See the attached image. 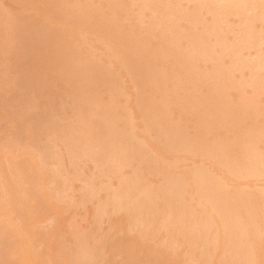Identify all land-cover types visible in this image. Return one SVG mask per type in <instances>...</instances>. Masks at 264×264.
I'll use <instances>...</instances> for the list:
<instances>
[{
    "label": "bare ground",
    "instance_id": "obj_1",
    "mask_svg": "<svg viewBox=\"0 0 264 264\" xmlns=\"http://www.w3.org/2000/svg\"><path fill=\"white\" fill-rule=\"evenodd\" d=\"M65 1L67 0H52V2H54V5L55 3H58L57 5L63 3L65 4ZM74 1L72 0L73 4ZM83 1H86L83 2V5L81 4V2H77L80 3L78 4L80 6L76 7L78 8V10H76L77 12L75 11V14L74 12H72L73 14L70 13L71 15L68 13L70 15L69 19L67 15V19L77 26V30L79 29L86 32L90 31V33L94 32L95 36L96 33L99 34L97 36H101L103 34L105 36L106 34H108L107 31H109V27H114L115 24V27L113 29L117 34H114L113 30L109 31L110 34L113 33V36H119L118 38L120 39L124 37H122V35H125L126 32L123 33L122 31L123 34H121L119 31H121L120 28L122 27L118 28L119 26H121L120 22H122L119 21V12H116L114 14V18L111 15L112 12L109 5L112 6L113 4L112 7H117L118 5V7H121L120 10L126 7V9H128V4L131 0L129 2L126 0H121L123 4L120 0H104L105 3H103L104 1H102V6H104L105 4L107 7L104 8H108V11H104L103 7L100 6V4H98L100 7L97 5L98 0L96 1V4H94L95 2L89 0ZM88 1L91 2V5H95L97 6L96 8H99L96 9L94 6L92 7ZM119 1L123 5V8L122 5H120ZM137 1H134V5ZM154 1L152 2L155 4ZM193 1L192 3L194 4L190 7L186 6L188 3H185V7H188V9H192L190 11L185 10L184 5L180 6L179 3L183 1H179L177 3L180 7L183 8L182 9L177 6V4L175 3L177 1L175 0L174 4L172 2L168 4L165 1L168 4L167 7L169 8L171 4H173L172 6H175L176 4L173 9L171 8L172 10L169 11L168 9V12L164 11L165 9H167L166 7L164 10H161L160 8V11H158V14L156 15L157 10L152 9L156 10L155 13L153 11L155 16L153 15V19L149 18V20H151V23H154L155 25V22L160 25H158V27L160 28V36H156V41L154 43H149V38H153V36L147 34L148 38H146L145 41H143L145 38H142V41L139 42L140 45L138 46L142 47V51H139L140 48H136L137 43H135V45H132L137 37V33H135L137 30H132L131 32L134 31L133 33H135L134 35L132 34L134 37L130 33L127 36L126 41H129L130 43V41L134 39L130 44L132 46H135V48L130 47L129 43V47H125L122 42L121 46H119L120 42H118L117 40V46L114 47L113 50L111 49V56L110 54H108L111 57L109 58L110 61L113 59V57L118 60H114V62L113 60L111 61L114 64L113 65L111 63L113 66L109 64L110 62L108 59V62L107 60H105L108 57H105V59L101 60L100 58H98L100 56L95 57L94 54L91 53V49L89 50V52L93 54L92 56H94L95 58H92L90 56V53H88V49L92 44L87 48L84 47L85 50L87 49V52L85 54V52L82 53V51L80 50V48L82 47V44L80 42L79 43L81 45L79 48V44H77L78 46L76 45V47L74 44H72L75 42L71 41L70 43V41L65 38V34L68 33V35H70L69 31H72L70 30V27L69 31L68 28H66L67 32L65 31L63 33V30H56V27L54 28V25L52 26V24H54L52 23V20L54 21V19H51V21L48 20V22H46L48 18L46 20L44 18V21L42 19L41 21L38 20V16L37 19L35 18L36 14L34 18H31L32 16L29 17L28 13H25V8H21L18 6L17 12H11L8 9L11 7L15 8L14 6L11 5V7H9V4L7 3L8 5L4 4V9L3 5H1L3 1L0 2V110L5 108L7 113L5 112L3 114V112L5 111L4 109L2 110V115H5L9 119H15L16 125L21 129H25L27 133L30 131L32 132H30L31 134L28 133V135L32 136L31 141L34 142L36 140V142L38 141V143L37 145H34L33 143H30L28 141V146H31V144H33V148L30 149L36 153L40 162V167H43L44 170L51 171L52 175L54 174L55 178L57 176L61 178L60 180V178L57 177L59 179L58 183L61 181L63 183V189L67 188L65 190V193H68V189L71 190L70 187H72V185L70 186V184L71 181H73L72 179L74 177V181L77 178V180L81 183H79L80 194L83 196H80L81 199L84 198L86 200L87 198L89 201L92 198H96L97 203L94 206V214H92L97 220L96 223L99 224V220L101 219V217H103L101 219L102 222L105 219L104 216L107 215V213L112 215L109 212L111 209L115 210V213L116 211L118 212V210H124L125 213H121L126 216V222L128 223V225L126 224V227L129 226V230H134V233L136 235H139L140 240L141 238L145 239L148 236H152L155 234L158 236V232H160L159 230L162 229V233H160L159 236L162 237L163 240L165 238V246H167L166 248L168 249V253L166 252L167 258L165 261L163 260L162 263L158 262L155 264H176L177 262H174V257L176 256V254H174L173 251L176 249V246H180L182 244H185L186 248L188 245L187 250L193 245L194 247H198L200 253H202L200 254L199 258L205 261L210 260V255L214 253L213 250H216L215 246L218 242L217 237L219 238V236H217V229L219 228H222L221 231L223 233V236L221 235L222 240L219 239V241L221 240V244L223 243V246H221L220 244L222 248L221 251L219 250L218 252L221 253L224 250L225 253L218 254L219 258L217 259H219L222 264H252L254 263L255 258H258L260 255V251L258 250L259 254L255 257L256 253L254 251V246H257L256 243L260 239L258 237H253V234H255L256 231L257 235L262 233V231L264 233V198H262V193L264 192L260 193V191L257 190V192L259 191V194H257V192L255 193L254 190L255 194H251L250 190L249 192H245L244 190L246 188L245 186H250L248 184L249 180L247 179V177H250V179L252 177L254 179V177L264 175V121H261V119L259 120V118L257 119L256 117L255 119L252 116V113H254L252 112L254 110L252 106H254L256 101L251 105L248 102V100H253L250 99L251 97L249 99L247 98L248 100H246L245 98H243V96L240 97V95V98H237L236 96L235 98L237 99L234 98L235 100H232L233 92H231L230 90L231 88L235 89V87H240L242 89L244 85H250L252 87L256 86L257 88H260L264 85V59L261 57L262 55L259 56L264 52V50L260 51L259 49V46L262 47V44H264V34L262 35V32H264V0L262 2L259 0H223V2L222 0H197V2ZM217 1V5H219L221 10L216 5ZM17 2L18 4H20L22 1L19 2L17 0L16 3ZM126 2H128V4ZM219 2H222L224 4H219ZM256 2H258V4ZM84 3H88L90 5V8L88 7L89 5L87 6V4ZM106 3H108L109 5ZM145 3L147 2H144V4ZM149 3L147 4L149 5ZM189 3L191 4V0ZM161 5L163 4L161 3L159 6ZM221 5L223 6V8L221 7ZM6 6L8 7L6 8ZM70 6L72 7V5ZM130 6L132 7V4H130ZM115 7L112 9L113 11L118 8ZM217 7L218 11L215 12L214 10H216ZM139 8L141 7L139 6ZM224 8L228 11V14H226L228 16L231 15V17H228L226 14L224 15L225 17L223 16ZM135 10L138 11V9ZM13 11L16 10L13 9ZM66 11H68V9ZM140 11L141 13H143L142 10ZM41 12H39L40 15L43 14ZM161 12L164 13L162 14ZM211 12H214L213 17L214 19L216 17L217 20L209 18V20H211L207 21L206 19H204V15ZM218 12L222 13V15L219 14L218 16ZM63 13H65V11ZM216 13L217 15L215 16L214 14ZM116 14L118 15V17H116ZM41 16L43 17L44 15ZM139 16L141 15L139 14ZM91 17H93L94 19ZM112 17L114 19H112ZM117 18H119V22L116 20ZM178 19L185 20L184 23L187 24L184 25V23L181 22L183 26L180 25V21L178 22ZM203 19L204 21L206 20L207 23L209 22V24H203L204 21L201 22ZM198 21L202 24V26H200L201 28L199 27V29L196 28L198 27L196 25ZM49 22H51L52 24H49ZM109 22H112L113 25L111 24L112 26H109ZM60 23L61 22H59L58 24ZM192 23L194 24V27L192 26ZM122 26H124V24ZM148 27L150 28L151 26ZM147 31H149V29ZM147 31H145L144 33H147ZM228 31L231 33L230 35ZM72 32L71 35H76ZM78 32L80 33V31ZM80 34L79 36H81ZM92 34L93 33H91V35ZM76 37L75 40L77 41ZM101 37L103 38V36ZM108 38L109 37H107L106 39L108 40ZM152 40L154 41V39ZM122 41L126 42L124 39ZM142 42L143 44L141 45ZM244 50H246L247 52ZM144 52H146L147 57H149L144 61L143 64L141 63L143 62V60L140 62L141 64H139L138 58L140 59L141 57H143L142 55ZM87 53L89 55H87ZM170 56L172 60L175 58L176 60H173L174 62H172L171 60L172 64L170 63V61H168L169 65H165L166 59ZM258 56L261 58H259ZM103 57L104 56H102V58ZM119 66H123L124 69H118L117 67ZM139 66H141V69H139ZM113 67L116 72L113 70ZM137 68L140 71L142 70L141 74H137V71L134 72L135 70H137ZM244 69L247 70L246 74L249 76H247L243 72ZM235 72H239L240 74L236 73L235 75ZM127 75H129V79L125 77ZM237 75H239V77H237ZM123 77L129 81L128 84L130 83V88H133L137 91L136 95L132 97L134 98L133 102L135 103V106H130L132 108L127 111V117H131L132 119H134V116H139L135 117V119L140 118L139 120L141 125L138 124L140 126L139 129H141L140 132L143 130L147 131L148 134V131H152L154 134H152L151 132V135L149 134V138H152V140H148L149 138L147 137V134L144 138H142L141 136L143 132L139 133L141 134L139 135L140 137L138 135H135L136 132H134V130L138 127V125L134 121L132 122V119L130 118V121L132 122L131 125H133L134 128L133 126L131 127V122H129V119L126 116L125 117L127 119L124 117L121 121L120 117L124 115H121V112V114L119 113L121 116L117 114L121 110L120 108H118V106H120L118 102L120 101V95L122 96L123 92L128 93L127 88H129V86H127L123 90L122 86H126L123 83L127 82H124ZM120 79L121 82L123 81L122 85ZM203 87L207 88V91H205V88L203 90ZM125 89H127V91H125ZM243 90L245 89L243 88ZM253 91L256 92V90ZM244 92L245 91H243L242 94ZM52 93L54 94L53 96L50 95ZM124 94L125 93H123V96ZM55 95L56 97L58 96L59 99L57 98V100L59 102L55 100L57 103L55 102L54 104L53 97ZM125 97L122 99H125ZM132 98L130 101L131 103H133ZM239 99H242V102ZM66 100H68V102ZM63 101L66 102L64 103ZM64 104H68L69 110L66 108L67 106L64 107ZM170 104H176L179 110L187 109L186 111L192 110L194 112L195 118L193 122L195 124L193 130L184 128V126L181 124L183 121L179 122L180 120H178V116L175 120L176 117L174 118L173 114L171 113V110H173L174 107L172 105L173 108L171 109L169 107L171 106ZM261 106L263 105L261 104ZM261 106L255 104L254 107L259 108ZM117 108L120 110H116ZM178 109L177 111H175L178 112ZM261 111L264 110L262 109ZM133 112L134 114H132ZM187 115L189 116V114ZM124 119L128 121L129 125L126 124L127 122H125V124L130 126L131 129H133L134 133L132 132V130L128 129V126L125 128L126 125H124ZM188 120L189 119H187V122ZM9 122H7V125H10L9 127H14V130H17L15 126H12L13 124H8ZM11 123H14V121H12ZM135 124L137 125L136 128ZM190 126H192V124ZM9 127H7V129ZM27 128H29L30 130H28ZM221 128L222 131L224 129V134L227 132L225 136H227L228 132H232L233 135L229 137H225L223 134V136L219 135L221 134V131L218 132V130ZM14 132L16 133V131ZM18 132L22 134V132H20V129ZM25 135H22V137H18L19 134L18 136L17 134H15V136L13 137L10 136L12 138L9 137L8 141H5L6 139H4V141L6 143L12 144L13 146H16L18 148L21 147V149H23V145L26 146L25 142L29 138L28 137L25 140ZM7 136L8 135H6V137ZM2 138L3 137H1L0 139L2 140ZM158 145H160L162 148L164 147L165 150L172 148L169 150H173L175 152H183L184 150L196 152L195 154L193 153V156H196V154L198 153V158H212L214 159L213 161L215 163L219 162V164L216 163L217 165L215 166L213 163H211L212 160L207 159L205 160V162L211 161L210 163H208L210 164V166H207L208 164L206 165L202 163L203 160L200 162L197 159V161L194 162V157L189 158L191 160L186 158L187 160L194 162L193 165L192 163L191 165L187 163L189 166H185V164L182 166L180 164L182 166V169L184 168V166L186 167V169H183V172L181 169H176L178 171L173 169V173L170 170L172 168L168 166L171 163L169 162L168 164L169 160L166 161V159L168 158H165V155L159 151L160 146L158 147ZM21 149H19V151ZM30 149L28 148V150ZM17 150L18 149H16L15 152H18ZM20 152L23 151L21 150ZM170 155L172 156V153ZM6 157H8V155ZM166 157L169 156L167 155ZM1 158H3V156ZM9 158H7L9 165L6 164L7 160H5L6 162L3 160L5 164L1 161L2 159L0 160V206L3 208V210L2 208L0 209V264H12L10 262L12 258H14V256L12 257L11 253V245L13 246V239L15 236L13 237V230L11 231L10 229L14 228L15 223L11 220L13 218L11 216V212L12 214H14V212L16 213L19 209L23 210V212L25 213L24 215L22 211V214L19 212L20 216L17 214L15 215L18 217L22 216V220L28 217L30 218L29 215L31 214L28 213V208H30L28 207V205L31 204V202H28V200L30 199L31 194H28L29 197H27L28 195L25 193L30 192H26L25 189L24 191V186L22 185V181L25 182V180H28V178H26L28 175V169H22L21 171L18 170L20 172L19 176L22 175L24 178L23 180L22 177H20V179H22L21 183L18 182L20 179L18 175L17 179L19 180L15 179L16 175H13V165L12 161H9ZM33 159L34 157L32 158V160H30L33 161ZM23 160H25L26 163L31 162L29 160L27 162L26 158H24ZM88 160L89 163L90 161L92 162L91 166L94 167L96 165V167L98 166L99 168H97L98 170L95 175H108L104 183L97 184L99 182L96 183L92 180L93 177H91L90 173H88L91 168H87V171L84 170V162ZM174 160L176 161L175 157L173 158V161ZM25 162H22V164L24 165ZM34 162H36L35 159ZM172 164L171 166L173 167L174 165ZM3 165H6L5 168ZM23 165L20 167H26L27 164L24 166ZM222 165L225 168H223ZM217 166L220 167H218V170L220 169L219 171L222 172L226 169L225 171L227 173L225 171L224 173H230L228 175L229 177L227 176L229 180L232 179L230 178V176H233L234 183L236 181L234 177L236 176L238 177H236V179L243 180L246 178L248 180V185L244 186L241 181V183L239 184L243 185L236 184L235 190L234 185L232 186L229 184L230 182H228L226 186V181L229 180L227 178V180L224 178V173H220L222 176L219 174V171L215 168ZM208 167H212V169L215 168V170L218 172V176L224 178L225 182L224 179L217 176L215 170L212 171V169L210 170V168ZM3 168L7 169V171H4ZM168 168L170 169L168 170ZM93 172H91V174H94ZM213 172H215V174ZM34 173L33 176L35 177V179H37L35 175L38 176L39 173ZM178 173L180 175L181 173L184 174L180 176ZM24 175H26V177ZM241 176L243 178H241ZM111 177L113 178L111 179ZM152 177H154V179ZM157 177L158 179H155ZM11 178L13 179V182H11ZM113 179L115 181H111ZM189 179H191L192 182L189 181ZM258 180H260V178ZM30 182L31 180L29 179L28 183L26 184H29ZM254 182L255 180L253 181V184ZM229 185L232 186V188L229 187L232 190L228 188ZM33 186L34 185L32 183V187ZM239 186H242L244 188H240ZM254 186L255 185H253L252 187L253 189L259 188H255ZM100 188L103 189V191L101 192H104L105 195L100 194L101 192L99 193ZM194 189L195 192H193L195 193V195L199 194L196 193L197 191L204 196V201H202L201 199L200 200L204 202V205H207V208L208 206L211 207L209 210L202 203H200V205L202 204L205 207L204 210H199L198 208L190 204V202H188L192 200V196H189V194ZM32 190H35V187L34 189H31V191ZM35 192L37 191L35 190L32 193L36 194ZM62 192L57 190L55 194L58 195L61 193L62 195L60 194V196H58L59 198H61L63 195L65 196V194H63L64 192ZM202 195L201 198H203ZM73 201L75 200L73 199L72 202ZM197 202L199 203L200 201L197 200ZM198 203L195 204L197 205ZM197 207H199V204ZM210 210H213L214 214L210 213ZM116 214L117 216H119L118 213ZM210 214L215 217L211 216ZM123 215L122 217H124ZM110 217L111 216L107 218L106 222L104 220V223L101 224H107L108 228L105 226L102 227L100 225L99 229H101V227L103 229H107L97 236L93 235L94 241L92 243L88 245L87 242H85L84 244L83 242L81 243L80 240L85 241V239H82V237L86 232H81L83 236H79L80 233H78L79 235L76 240L80 238V242L73 240L75 243H72V247L74 246V249L77 246L76 251L73 248H69L68 250L71 249L74 251H67L69 255L67 256L70 257L69 261H71V258L74 259V261H71L72 264H108L107 261H109V263L110 261L112 262V260H109V256L111 255L110 250L109 252L107 251L110 255L107 254L109 256H106L108 259L106 260L105 254L107 252H105V247H100L102 246V244H104V246H107V249H114V246H116L118 241H122V239L124 241L125 238L121 236L119 239L116 237V239L114 240L115 235H113L114 229L112 227H115L116 225L111 224L113 225L111 226L109 224L110 221L107 223ZM112 217L111 223H113L112 221L114 219V217L113 219ZM13 219L16 220L15 218ZM19 220L21 223L22 220L20 218ZM25 220H23V222ZM92 222H90L89 224H91ZM25 224L27 223L24 222L23 230H25ZM109 225L111 226V228L109 227ZM99 229H97V231ZM258 229H262V231L259 230L261 232L258 233ZM22 232L24 231H21V233ZM122 232H124V230ZM249 232H253L252 240L248 239V236H250ZM87 233L89 232L87 231ZM219 233L221 232L219 231ZM245 233L248 234L247 237L243 236L245 235ZM263 233L261 236H263ZM4 235L6 237H4ZM89 236L86 237L90 238ZM1 237L5 240L1 239ZM244 237L247 239H245ZM10 239H12L13 241H9ZM3 240H7L5 242L6 244L3 243ZM261 240L263 241V239ZM11 242L12 244H9ZM126 243L123 244L125 245ZM119 244L121 245L120 241ZM208 244L212 245L210 251H207ZM126 245L124 247H127ZM112 246L114 248H111ZM139 247H141V245ZM216 248L218 247L216 246ZM194 249L196 250V248ZM124 250L128 251L125 248ZM190 251L191 248L189 252ZM134 252L135 250H133L132 254L129 253L130 255L128 256L130 257L131 255H136L137 252H135L136 254ZM141 253L142 252L140 251V254H138V259L135 257L126 258L127 256L122 255V260H120L118 264H144L140 262V260L144 257L143 255H141ZM70 255L73 256L71 257ZM214 255L216 257V254H213V256ZM112 256L113 255H111V257ZM191 256H193V254ZM207 256L210 259L207 258ZM16 258L17 257L15 256L14 259L17 260ZM259 258L261 259V257ZM155 260H157V257L155 258ZM194 260L197 261V258H195ZM217 262L221 264L218 260ZM114 263L116 264V262ZM148 263L152 264L153 262L151 263L149 261Z\"/></svg>",
    "mask_w": 264,
    "mask_h": 264
},
{
    "label": "rangeland",
    "instance_id": "obj_2",
    "mask_svg": "<svg viewBox=\"0 0 264 264\" xmlns=\"http://www.w3.org/2000/svg\"><path fill=\"white\" fill-rule=\"evenodd\" d=\"M3 1V2H2ZM0 0V2H2V4L1 5H3V7L5 6L4 4H7L9 7H11V5L12 6H14L15 8H13V7H11V8H9L8 10H10L11 12H17V8L18 7H21V8H25V13L27 14L28 13V15H29V17H31V18H34V16H35V14H36V16H35V18L37 19V16H38V20H43L44 18H45V20H46V22H48V20L49 21H51V19H54V21L52 20V23H54V24H52L51 22H49V24H52V26L55 28L56 27V30L57 29H59V30H63V33L66 31L67 32V30H66V28H68V31H69V29L70 30H72L71 32L73 33V34H76V35H71V32L69 31V34L72 36H70V35H68V33L67 34H65L66 36H65V38L67 39V40H69L70 41V43H71V41H73V42H75V43H72V44H74L75 46L77 45V44H79V46H78V48L80 47V45L82 46L81 48H80V50L82 51V53L83 52H85V54H86V52H87V49L85 50V48L84 47H89V45H91L90 46V48L88 49V53H90L89 52V50L91 49V53H93L94 54V56L95 57H97V56H100V57H98V58H100L101 60L102 59H105V57H108V58H106L105 60H109V58H111L110 56H111V54H112V50L114 49V47H116L117 46V40H118V42H120V44H119V46H121V42L125 45V47H127L130 43H131V41L133 42V40L134 39H132L131 41H130V43H129V41H126V39H127V36L131 33V35L133 34H135V33H137L136 34V36L138 37V36H140V37H136V39L134 40V43H132V45H135V43H137L136 45H137V47L136 48H140V50L139 51H142L141 50V48L142 47H140V46H138V45H140L139 44V42L140 41H142V38L144 39L143 41H145L146 40V38H148V35H152L153 36V38L151 37V38H149L148 40H149V43H154L156 40V36H160V33H159V31H160V28L158 27V25L159 24H157V22H155V21H153V22H155L156 23V25L154 24V23H151L152 21L151 20H149V18H151V19H153V15H154V13L156 12V10H157V12H156V15L158 14V11H160V8H161V10H164L165 9V7L167 8V9H165L164 11H166V12H168V9H169V11L170 10H172L175 6H176V4L179 2V1H183V2H180L179 4H180V6L181 5H184V7H185V3H188L186 6H188V7H190L191 5H193L194 3H192V1L193 0H191V4L189 3L190 2V0H187V2H186V0H175V1H177V2H175L176 4H175V6H172L173 4H174V0H139V1H137V0H134V1H137V2H139V3H135V5H134V1L133 0H126V1H130V3L128 4V2H126L128 5V9H126V8H124V9H122V10H120V8L121 7H118V5L117 4H115V5H117V7L119 8H117V7H115V8H117L116 10H118V11H113L112 9L114 8V7H112L113 6V4H112V6L111 5H109L108 3H106V4H108L111 8H110V10H111V12H112V16L115 18V13L117 12H119L118 13V15H119V17H120V20H119V18H117L116 20L118 21H122V22H120V25L121 26H119L118 28H120V27H122V28H120L121 29V31H119L121 34H123V33H125V35L123 34L122 35V39H120V38H118V37H116V36H113L114 34H117V33H115L114 32V27H115V24H114V27L112 26L113 24H112V22H109L110 23V25L109 26H112V27H109V31H112L113 30V32H114V34L113 33H111L110 34V32L109 31H107L108 32V34H106L105 36H104V34L103 35H101V36H103V38L101 37V36H97V35H99L98 33H96V36H95V34H94V32H91V33H93L92 35H91V33H90V31H81V30H77V26L75 25V24H73V22L71 23V21L70 20H68L69 19V17H70V13H72V12H74V14L77 12L76 10H78V8H76V7H79L80 5H78V4H80V3H77V2H81V4L83 5V2H86V1H81V0H76V1H74V4H76V5H74L73 4V2H72V0H67V1H65V4L63 3V4H60V5H57L58 3H55V5H54V2H52V0H46L47 2H48V4H50V5H48L47 4V2L45 1V0H18L19 2H21L22 3V5L24 6H22L21 5V3L20 4H18V2L16 3V1L15 0ZM5 1H7V2H5ZM15 3H13V2ZM34 1V2H33ZM58 1V0H57ZM89 1H93V2H95L94 4H96V1L97 0H89ZM88 1V2H89ZM102 1H104V0H98L97 1V5L98 4H100V6H102L103 5V3H105V1L102 3ZM107 1V0H106ZM121 1V0H120ZM120 1H119V3H120ZM125 1V0H124ZM141 1V2H140ZM147 2V3H149V5L147 4V3H145L144 4V2ZM152 1H154L155 2V4L152 2ZM168 3V4H170L171 2L173 3V4H171V6H170V8L169 7H167L168 6V4L166 3V2ZM189 1V2H188ZM219 1H221V0H219ZM255 1H257V0H255ZM259 1H263V0H259ZM25 2V3H24ZM26 2H27V4H26ZM109 2V1H108ZM122 2V1H121ZM133 2V3H132ZM163 4V5H161V6H159L160 4ZM193 2H197V0H194ZM222 2H223V0H222ZM222 2H219V4L221 3V4H224V3H222ZM24 3V4H23ZM72 5V7L69 5ZM102 3V4H101ZM257 4H258V2H256ZM260 3V2H259ZM14 4V5H13ZM18 4V5H17ZM26 4V5H25ZM30 4V5H29ZM34 4H36V5H34ZM84 4H87V6L90 4L91 5V2H89V4L88 3H84ZM122 4H123V2H122ZM121 3H120V5H122ZM130 4H132V7L130 6ZM144 4V5H143ZM153 4V5H152ZM218 4V1L216 2V5ZM29 5V6H28ZM65 5V6H64ZM74 5V6H73ZM78 5V6H77ZM90 5L88 6L89 8H90ZM119 5V6H120ZM137 5V6H136ZM146 5V6H145ZM166 5V6H165ZM8 6H6V8L8 7ZM18 6V7H17ZM28 6V7H27ZM32 6V7H31ZM47 6H48V8H47ZM66 6H67V8H66ZM86 6V7H87ZM92 7L94 6L95 8L97 7V6H95V5H91ZM99 6V5H98ZM99 6V7H100ZM139 6L141 7V8H139ZM143 6V7H142ZM177 6H179L178 4H177ZM179 6V7H180ZM218 7H219V5H217ZM42 7V8H41ZM44 7H45V9H44ZM64 7V8H63ZM71 7V8H70ZM73 7H75V8H73ZM87 7V8H88ZM98 7V8H99ZM103 7V10L104 11H108V8H104V7H107L105 4H104V6H102ZM146 7H147V9H146ZM162 7H164V8H162ZM188 7H185L184 9L185 10H187V11H190V10H192V9H188ZM194 7V6H193ZM218 7L216 8V10H214L215 12L216 11H218ZM221 7L223 8V6L221 5ZM15 9L16 11H13V9ZM41 8V9H40ZM98 8H96V9H98ZM122 8H123V5H122ZM158 8V9H157ZM172 8V9H171ZM180 8H182V7H180ZM192 8V7H191ZM4 9H5V7H4ZM32 10V12H31V10ZM46 9H49V10H46ZM51 9H53V10H51ZM56 9H58V10H56ZM68 9V11H66ZM100 9H102V8H100ZM135 9H138V11L137 10H135ZM146 9V10H145ZM149 9V10H148ZM152 9H156V10H152ZM183 9V8H182ZM219 9H220V7H219ZM7 10V9H6ZM18 10H20V9H18ZM56 10V11H55ZM128 10V11H127ZM140 10H142L143 11V13H141V11ZM175 10V9H174ZM173 10V11H174ZM203 10V9H202ZM202 10H200V11H202ZM221 10V9H220ZM223 10V9H222ZM36 13H35V12ZM42 11V12H41ZM49 11V12H48ZM65 11V13H63ZM76 11V12H75ZM132 11H135V12H132ZM152 13H150V12ZM153 11H154V13H153ZM39 12H41V13H43V14H41V15H44L43 17L40 15V13ZM145 12V13H144ZM220 12H223V11H220ZM228 11L227 10H225V8H224V14H223V16L227 13ZM45 13V14H44ZM56 13V14H55ZM59 14V16H61V17H59L58 16V14ZM70 15H69V14ZM162 13V12H161ZM164 13V12H163ZM162 13V14H163ZM214 13V12H213ZM213 13L211 12V13H208V14H206V15H204V19H206L207 21H210L212 18L214 19V17H213ZM229 13H230V11H229ZM31 14V15H30ZM33 14V15H32ZM38 14V15H37ZM49 16H47V15ZM55 14V15H54ZM73 14V13H72ZM130 14V15H129ZM137 14V15H136ZM139 14L141 15V16H139ZM143 14H144V16H143ZM151 14V15H150ZM219 14L220 15H222V13H219L218 12V16H219ZM228 14V13H227ZM226 14V15H227ZM264 14V13H263ZM51 15V16H50ZM54 17H53V16ZM67 15H68V19H67ZM117 15V14H116ZM118 15L116 16V17H118ZM149 15V16H148ZM215 16L217 15V13L216 14H214ZM131 16V17H130ZM139 16V17H138ZM155 16V15H154ZM228 16V15H227ZM230 17H231V15H229ZM228 16V17H229ZM39 17H42V18H39ZM52 17V18H51ZM112 17V19H114ZM138 17V18H137ZM141 17V18H140ZM221 17V16H220ZM225 17V16H224ZM60 18V19H59ZM91 18H93V17H91ZM136 18V19H135ZM208 18V19H207ZM209 18H211L210 20H209ZM238 18H241V17H238ZM67 19V20H66ZM94 19V18H93ZM92 19V20H93ZM132 19V20H131ZM137 19H139V20H137ZM148 19V20H147ZM185 19V18H184ZM204 19L201 21V22H203L204 21ZM41 20V21H42ZM60 20V21H59ZM183 20V19H182ZM179 20L178 19V22L180 23V25H182L183 26V24H181V22H185V20ZM204 21L203 22V24H209V22L207 23V21ZM214 20H217V18L215 17V19ZM213 20V21H214ZM44 21V20H43ZM90 21V20H89ZM118 21V22H119ZM133 21V22H132ZM135 21V22H134ZM139 21V22H138ZM59 22H61L62 24H64V25H62L61 23L60 24H58ZM66 22H68V23H66ZM126 22V23H125ZM132 22V23H131ZM263 22V21H262ZM124 24V26H122L123 24ZM135 25H134V24ZM145 23V24H144ZM199 23V24H198ZM198 23H196V25L198 26V27H196L197 29H199V27L200 26H202V24L198 21ZM58 24V25H57ZM112 24V25H111ZM128 24H129V26H128ZM131 24H133V25H131ZM187 24V23H186ZM185 23H184V25H186ZM193 24V23H192ZM211 24V23H210ZM263 24H264V22H263ZM69 25V26H68ZM127 25V26H126ZM144 25V26H143ZM147 27H146V26ZM155 25V26H154ZM57 26H58V28H57ZM76 26V27H75ZM137 26V27H136ZM148 26H151L150 28L148 27ZM152 26H153V28H152ZM160 26V25H159ZM193 27H194V24L192 25ZM52 27V28H53ZM70 27V28H69ZM128 27V28H127ZM130 27V28H129ZM131 27H135L134 29L133 28H131ZM143 27V28H142ZM193 27H192V29H193ZM65 28V29H64ZM76 28V29H75ZM118 28H115V29H118ZM124 28V29H123ZM139 28V29H138ZM149 29V31H147L148 29ZM157 28V29H156ZM183 28V27H182ZM196 28H194V29H196ZM201 28V27H200ZM125 29H126V31H125ZM137 31H136V30ZM146 29V30H145ZM132 30H134V31H136L135 33H133V32H131ZM139 30V31H138ZM151 30V31H150ZM156 30V31H155ZM78 31H80V33H83V34H80ZM122 31H123V33H122ZM145 31H147V33H144ZM230 31V30H229ZM228 31V32H229ZM60 32H62V31H60ZM75 32V33H74ZM77 32V33H76ZM85 32V33H84ZM139 32V33H138ZM152 32V33H151ZM231 32V31H230ZM229 32V35L231 34ZM159 33V34H158ZM79 34L81 35V36H79ZM146 36H145V35ZM148 34V35H147ZM157 34V35H156ZM264 34V32H262V35ZM67 35H68V37H67ZM114 37H112V36ZM132 35V36H133ZM141 35H142V37H141ZM145 37H144V36ZM76 37V39H77V41H78V43H77V41L75 40V37ZM111 36V37H110ZM149 36V37H150ZM84 37V38H83ZM98 37V38H97ZM107 37H109L108 38V40L106 39ZM134 37V36H133ZM263 37H264V35H263ZM73 38V39H72ZM117 38V39H116ZM83 39V40H82ZM85 39V40H84ZM119 39H120V41H119ZM125 40L126 42H124V41H122V40ZM152 39H154V41L152 40ZM89 40V41H88ZM92 42H91V41ZM128 40H130V39H128ZM184 40V39H183ZM182 40V41H183ZM84 41V42H83ZM85 41H86V44H85ZM95 41V42H94ZM98 41V42H97ZM136 41H138V42H136ZM81 44H80V43ZM97 42V43H96ZM108 42V43H107ZM89 43V44H88ZM94 43V44H93ZM112 45H111V44ZM113 43H114V45H113ZM115 43H116V45H115ZM129 43V44H128ZM88 44V45H87ZM97 44V45H96ZM101 44H104V45H101ZM109 44V45H108ZM143 44V42L141 43V45ZM84 45V46H83ZM87 45V46H86ZM106 45V46H105ZM131 44L129 45L130 47H132V48H135V46H132ZM76 46V47H77ZM103 46V47H102ZM128 46V47H129ZM101 47V48H100ZM106 48H108V49H106ZM138 48V49H139ZM263 48V49H262ZM83 49V50H82ZM96 49H97V51H96ZM99 49V50H98ZM112 49V50H111ZM259 49H260V51H262V50H264V44H262V47L261 46H259ZM111 50V51H110ZM137 50V49H136ZM254 50V49H253ZM100 51V52H99ZM138 51V50H137ZM138 51V52H139ZM244 51H246V50H244ZM248 51H250V50H248ZM98 52V53H97ZM106 52H109V53H106ZM247 52V51H246ZM253 52V51H252ZM87 53V55H89ZM90 53V56L92 57V58H95L94 56H92L93 54H91ZM102 53V54H101ZM111 53V54H110ZM142 53V52H141ZM140 53V54H141ZM250 53V52H249ZM261 53V52H260ZM100 54V55H99ZM108 55V54H110V56L108 55V56H106V55ZM146 56H145V55ZM259 54V53H258ZM262 55V56H261ZM263 55H264V52L263 53H261L259 56H261L263 59H264V57H263ZM1 56V55H0ZM102 56H104L103 58H102ZM141 56V55H140ZM139 56V57H140ZM143 57H141L140 59L138 58V61H139V64H143L144 63V61L149 57H147V53L146 52H144L143 53V55H142ZM258 56V57H259ZM146 57V58H145ZM172 57H174V56H172ZM261 57H259V58H261ZM0 60H1V57H0ZM98 60V59H97ZM105 60H103V61H105ZM108 60H107V62H108ZM113 62H114V60L116 61L117 59L116 58H114L113 57ZM111 60V61H112ZM143 60V62H141ZM171 60H172V58H171V56L170 57H168L167 59H166V64L165 63H162V64H165V65H169L168 63V61H170V63H171ZM174 61L176 60V58L175 59H173ZM172 60V62H174ZM110 60H109V64L110 65H112L113 64V62H111ZM118 61V60H117ZM1 62V61H0ZM141 62V63H140ZM112 63V64H111ZM172 64V63H171ZM114 65V64H113ZM112 65V66H113ZM117 65V64H116ZM115 65V66H116ZM204 65V64H203ZM120 67V68H119ZM119 67H117L118 69H124V67L122 66H119ZM140 68L139 69H141V66H139ZM116 68V69H117ZM138 68H137V70H135L134 72H136L137 74H141V71L139 70ZM113 70H114V67H113ZM121 70V71H122ZM115 71V70H114ZM140 71V72H139ZM246 71L247 70H245L244 69V73L246 74ZM262 71V70H261ZM264 71V70H263ZM116 72V71H115ZM120 72V71H119ZM240 72H242V71H240ZM260 72V71H259ZM118 73V72H117ZM236 73L238 74L239 72H235L234 74L236 75ZM248 73V72H247ZM263 73V72H262ZM240 74V73H239ZM249 74V73H248ZM247 75V74H246ZM247 76H249V75H247ZM126 78H128L129 79V75H127V76H125ZM237 77H239V75H237ZM236 77V78H237ZM124 78V77H123ZM235 78V79H236ZM246 78V77H245ZM123 80V79H122ZM127 81V82H126ZM236 81V80H235ZM239 81V80H238ZM237 81V82H238ZM120 82H121V79H120ZM124 82H126V83H123V81L121 82V85H122V83L123 84H125L126 86H122L123 87V90H124V88L125 87H127V86H129V84H128V80L127 79H125L124 78ZM1 83V82H0ZM249 87H251V88H249ZM254 87V86H253ZM252 86H250V85H248V86H243L242 87V89L240 88V87H235V89L237 90H235V89H232L231 88V92H233L234 93V97H233V93H232V100L237 96V98H240V97H242L243 96V98H245L246 100H248L250 97V99H255L254 101L253 100H248V102H249V104H253L255 101V104H257L258 106H261V104L263 105V106H261V107H259L260 108V110H259V108L257 107H254L255 106V104H254V106H252L253 108H254V110L252 111V112H254V113H252V116L255 118H259V120L261 119V121H264V111H261L262 109L264 110V85L262 86V87H260V88H257L256 86L253 88ZM55 88V87H54ZM204 88L205 87H203V90H204ZM239 88V89H238ZM243 88L245 89V90H243ZM249 88V89H248ZM127 89H128V91H127ZM127 89H125V91H127L128 93H126V92H123V93H125L124 94V96H123V93H122V96L120 95V98H119V100L120 101H118L119 102V104H120V106H118V108H120V109H116V110H120L118 113H117V111H116V113L117 114H119L120 112L122 113H120L121 115H124V116H121L120 114H119V116H121L120 118V120L122 121V118H124L125 116L127 117L128 116V113H127V111H129L130 110V108H132V107H130V106H133L135 103L133 102V99L134 98H132V97H134L135 95H136V90H134L133 88L131 89L130 88V86H129V88H127ZM253 90H256V92L255 91H253ZM53 91H54V89H53ZM202 91V90H201ZM205 91H207V88H205ZM204 91V92H205ZM243 91H245L243 94H242V92ZM251 92V93H250ZM132 95H131V94ZM241 93V94H240ZM246 93H247V95H246ZM260 95H259V94ZM262 93V94H261ZM237 94V95H236ZM249 94V95H248ZM255 94V95H254ZM51 96H53L54 94L52 93V94H50ZM239 95H240V97H239ZM246 95V96H245ZM261 95H263V96H261ZM126 96V97H125ZM255 96H256V98H255ZM125 97V99H122V98H124ZM56 98V99H55ZM57 98H58V96L56 97V95L53 97V101H54V104H55V102L57 101V102H59L58 100H57ZM131 98H132V102L133 103H131L130 101H131ZM237 98H235V99H237ZM242 98V99H243ZM248 98V99H247ZM59 99V98H58ZM234 99V100H235ZM241 99V100H242ZM56 100V101H55ZM121 100H123V101H121ZM129 100V101H128ZM240 100V99H239ZM238 100V101H239ZM240 100V101H241ZM259 100V101H258ZM67 102H68V100H66ZM65 101V102H66ZM261 101V102H260ZM56 102V103H57ZM64 102V101H63ZM63 102H62V104H63ZM64 102V103H65ZM124 102H126V103H124ZM130 102V103H129ZM242 102V101H241ZM251 102V103H250ZM258 102V103H257ZM261 103V104H260ZM61 104V105H62ZM126 104V105H125ZM174 104V103H173ZM173 104H170L171 106H169L171 109L173 108V110H171V113L173 114V117L175 118V120L177 119V116L179 117V119L178 120H180L179 122H182L181 124L184 126V128H188V129H191V130H193V128H194V118H195V115H194V112L192 111V110H188V111H186V110H179L178 108H177V106H176V104L175 105H173ZM172 105H173V107H172ZM67 106V107H66ZM127 107V108H124V107ZM135 106V105H134ZM176 106V107H175ZM64 107H66L67 109H68V104H64ZM135 108V107H134ZM133 108V109H134ZM256 108V109H255ZM5 108H3V109H1L0 111H1V114H0V138L1 137H3L2 138V140L0 139V160L5 164V160H7V158H9V161H12V165H13V169H12V171H13V175H16L15 177V179H17V175H18V177H19V179H20V177H22V179L24 180V178H23V176L22 175H20L19 176V174H20V172L19 171H21L22 169H28V175H27V177H26V175H24L26 178H28V180L30 179L31 180V182L29 183V184H26V183H28V180H25V182L24 181H22L23 183H22V185L24 186V188H23V190L25 189L26 190V192L27 191H29L30 193H25V194H31V196H30V199L28 200V202H31V204H29L28 205V207H30V208H28L29 209V212L28 213H31L29 216H30V218L28 217V218H25V219H23V220H25L24 222H26L27 224H25L24 226H25V230H23L24 229V227H23V224H24V222H23V220H22V216L21 217H18V216H15L16 214L17 215H19L20 216V213H21V211H22V213H23V215L25 214L24 212H23V210H17V212L19 213H15L14 212V214H12V212H11V216L13 217V218H15L16 220H14L13 218L11 219L12 221H14V223H15V226H14V228H12V229H10L11 231H12V234H14L13 235V237H14V242H13V246L11 245V250H12V257L14 256V258H15V256L17 257L16 259L17 260H15L14 258H12V260H11V262L10 263H12L13 264V262H14V264H70L71 263V261H74V259H70L71 261H69V258L70 257H68L69 255H68V252L71 250H68L69 248H73L72 247V243L74 242L73 240H75V241H78V242H80L81 241V243L83 242V244L85 243V242H87V245L88 244H90V243H92L93 241H94V237H93V235L95 236H97V235H99L100 233H103V231L104 230H106L108 227H107V224L105 225V224H103V225H101L102 223H104L103 221L105 220V222H106V220H107V218L109 217V216H113L114 217V219H113V217H112V219H113V223H111V217L109 218V220L107 221V223L109 222V224L111 225V224H113V225H116L115 227H112L113 229H114V231H113V235H115V238H114V240L116 239V237L119 239L121 236L123 237V238H125V240L123 241V239H122V241H123V243H126L125 245L128 247V249H127V247H124L125 245L122 243V241L121 240H119L120 242H121V245L119 244V241H118V243L117 244H119V245H117L116 244V246H114L115 248H116V250H115V248L112 246L111 248H114V249H107V246H104V244H102V246L100 247V248H104L105 247V252H109V250H110V254L111 255H113L112 257H111V255L107 252L106 254H105V257L106 256H109L108 258H109V260H112V262L110 261V263H109V261H107L108 262V264H115L114 262H116V264H118L119 263V261L120 260H122V255H124V256H127L126 258H132V257H135V258H137L138 259V257H139V255L138 254H140V251L142 252L141 253V255H143L144 257H145V255H146V257H145V259H144V257H143V259H141V256H140V259L142 260H140V262H142V263H144V264H150V263H148L149 261L152 263V264H155V263H162V261L164 260H166V252L168 251V249L166 248L167 246H165V238H164V240H163V238L162 237H160L159 236V234L160 233H162V229L161 230H159L160 232H158V236L155 234V235H152V236H148L147 238H141V240L143 241H141L139 238V235L137 234H135L134 232V230H129L128 229V227L129 226H127L126 227V224L128 225V223L126 222V216L125 215H123L122 213L124 212V210H118V212L116 211V213H118V215L119 216H117V214L115 213V210H110L109 212L112 214V215H110L109 213H107V215H108V217H107V215H103L104 217H105V219L101 222V219L103 218V217H101V219L99 220V224L98 223H96L97 222V220H96V218H95V216H93L92 214H94L93 213V210L95 209L94 208V206H95V204L97 203V200H96V198L94 199V198H92L91 200H89L88 201V199L86 198V200L83 198V199H81V197L80 196H82L81 194H80V181H78L77 180V178L75 179V181H74V177H73V181H71V184H70V186L72 185V187H70V189L71 190H69L68 189V193H65V190L67 189H63V183L60 181L59 183H58V181H59V179L57 178V177H59V176H57L56 178L54 177V174L52 175V172L51 171H49V170H44L43 169V167H40V165H39V160H38V157H37V155H36V153L33 151V150H31L30 148H33V144L34 145H37V143H38V141L36 142V140L34 141V142H32L31 141V139H32V136L31 135H28V133H30V132H28L27 133V131H25V129H21L20 127H18L17 125H16V120L15 119H9V118H7L5 115H2V110H4ZM123 109H124V111H123ZM177 109H178V112H176L177 111ZM69 110V109H68ZM176 110V111H175ZM174 111V112H173ZM182 113H181V112ZM184 111V112H183ZM260 111V112H259ZM7 113V111H6V109H5V111L3 112V114L4 113ZM137 112V111H136ZM176 112V113H175ZM174 113H175V115H174ZM178 113V114H177ZM181 113V114H180ZM184 113V114H183ZM132 114H134V112L132 113ZM187 114H189V116L187 115ZM257 114H259V115H257ZM180 115H181V117H180ZM182 116H184V117H182ZM191 116V117H190ZM194 116V117H193ZM2 117V118H1ZM9 117V116H8ZM125 117V118H126ZM135 117H139V116H134L133 118L134 119H132L131 117H127L128 119H129V122H131L130 121V118L132 119V122L134 121L137 125L138 124H140V118H136L135 119ZM186 117H188V118H186ZM126 118V119H127ZM184 118H185V120H184ZM255 118V119H256ZM126 119H124L123 121H124V125H126V124H128V121H126ZM187 119H189L188 120V122H187ZM9 122L8 124H13L12 126H15L16 127V129L17 130H14L15 128L14 127H12L13 128V130H12V128L11 127H9L10 125H7V122ZM12 121H14V123H11ZM120 121V122H121ZM191 121V122H190ZM195 121H196V119H195ZM248 121V120H247ZM255 121V120H254ZM257 121V120H256ZM4 122V123H3ZM125 122H127L126 124H125ZM132 122L130 123V125L132 124ZM139 122V123H138ZM185 122V123H184ZM187 122V123H186ZM142 123V122H141ZM5 124V125H4ZM121 124V123H120ZM135 124V125H136ZM187 124V125H186ZM192 124V126H190ZM122 125H123V122H122ZM121 125V126H122ZM129 125V124H128ZM128 125H126L125 126V128L128 126ZM137 125L135 126V128L137 127ZM141 125V124H140ZM189 125V126H188ZM6 126V127H5ZM133 125H131V127H132ZM188 126V127H187ZM7 127H9L8 129H7ZM129 128L128 129H130V130H132V132H133V129H131V127L130 126H128ZM139 125H138V127L134 130V132H136L135 133V135H141V134H139V133H142L143 132V134H142V138H144L145 136H146V134H147V131H141L140 132V130L141 129H139ZM133 128H134V126H133ZM2 129H4V130H2ZM19 129H20V132H22V134L21 133H19L18 131H19ZM28 130H30L29 128H27ZM26 129V130H27ZM138 129V130H137ZM14 131H16V133L14 132ZM221 131V134H219V135H221V136H225V134L227 133L226 131V133L224 134L223 133V131H224V129H223V131H222V128L221 129H219L218 130V132H220ZM5 132V133H4ZM133 132V133H134ZM145 132V133H144ZM152 134H154L152 131H148V134H147V137L149 138V136L151 135V133ZM12 133V134H11ZM13 133H15V134H17V136H18V134H19V136L18 137H22V135H25V134H27V135H25V140H26V142H25V145L26 146H24L23 145V149H21V147H16V146H13L12 144H9V143H6L5 141H8L9 139V137L10 136H15V134H13ZM32 133V132H31ZM30 133V134H31ZM4 134V135H3ZM150 134V135H149ZM211 134V133H210ZM223 134V135H222ZM229 134V135H228ZM228 134H227V136H225V137H229V136H232L233 134H232V132L231 133H229L228 132ZM1 135H3V136H1ZM6 135H8L7 137H6ZM137 136V137H138ZM12 137H10V138H12ZM31 137V138H30ZM140 137V136H139ZM138 137V138H139ZM224 138V137H223ZM262 138V137H261ZM4 139H6L5 141H4ZM141 139V138H140ZM229 139V138H228ZM148 140H152V138L150 139H148ZM154 140V139H153ZM30 143H33V144H31V146H28V144H29V142ZM28 142V143H27ZM27 143V144H26ZM154 143V142H153ZM156 143V142H155ZM3 146V147H2ZM160 145H158V147H159ZM16 147V148H15ZM28 148L30 149V150H28ZM168 148V147H167ZM16 149H18L17 151L18 152H15V150ZM19 149H21L23 152H20L19 151ZM169 149H172V148H169ZM165 150L164 149V147L162 148L161 146H160V148H159V151L161 152V153H163L164 155H165V158H168V159H166V161L167 160H169L168 161V164H169V162L172 164V162H173V164L172 165H174L173 167L171 166V164H169L168 166L169 167H171L172 169H170V168H168V170L170 169L171 170V172H173L174 173V170L173 169H178V170H182V172H183V169L185 170L186 169V165H191V163H192V165H193V163L195 162V161H197V159L201 162L202 160V163L203 164H208V163H210L211 161H209V162H205V160H209L210 158H206V159H204V157L201 159V157L200 158H198V155L196 154V156H193V153L195 154L196 152H190L189 150V153H188V151H186V150H184V149H181V150H184L183 152L181 151V152H179V151H171V150ZM25 150V151H24ZM6 151V152H5ZM175 152V153H174ZM187 152V153H186ZM6 155H5V154ZM167 153H169V154H167ZM172 153V156L170 155ZM176 155H174V154ZM184 153V154H183ZM186 153V154H185ZM28 154V155H27ZM184 155V157H183V155ZM187 154H188V156H187ZM191 154V155H190ZM8 155V157H6ZM26 155V156H25ZM169 156V157H166V156ZM3 156V158H1ZM28 156V157H27ZM32 156V157H31ZM179 156V157H178ZM182 156V157H181ZM34 157V159H35V161L36 162H34V159H33V161H31L32 160V158ZM175 157V159H176V161L174 160L173 161V158ZM177 157V158H176ZM194 157V158H193ZM197 157V158H196ZM21 158V159H20ZM24 158H26V161L28 162V160L29 161H31V162H29V163H26L25 162V160H23ZM31 160H30V159ZM169 158H171V159H169ZM181 158V159H180ZM189 159V158H193L194 159V162H191V161H189V160H191V159H189V160H187V159ZM13 159H14V161H13ZM180 159V160H179ZM5 162H4V161ZM23 160V161H22ZM186 160V161H185ZM210 160H212V162L211 163H213L215 166L217 165V164H219V162L216 164L213 160L214 159H210ZM25 162L24 163V165H26V167H20V166H22L23 164H22V162ZM193 161V160H192ZM19 163V165H18V163ZM32 162H34V163H32ZM87 162V163H86ZM177 162V163H176ZM184 162V163H183ZM205 162V163H204ZM2 163V164H3ZM21 163V164H20ZM188 163V164H187ZM6 164H8L9 165V162H8V160H7V162H6ZM11 164V163H10ZM16 164V165H15ZM28 164H29V166H28ZM31 164V165H30ZM36 164V165H35ZM38 164V165H37ZM84 164H85V167L83 166V168H84V170L85 171H87V168H91L89 171H91V172H93L94 174H91V172H89L88 171V173H90V176L91 177H93L92 178V180L93 181H95L96 183L97 182H99V183H97V184H102V183H104L105 181H106V178L108 177V175H100V176H97V175H95L96 174V172H97V170L99 169L98 168V166L96 167V165L94 166V167H96V168H94L93 166H91L92 165V162L90 161V163H89V160L88 161H85L84 162ZM83 164V165H84ZM183 166L184 164H185V166H184V168L182 169V166ZM222 164V163H221ZM14 165H15V167H14ZM23 165V166H24ZM33 165V166H32ZM89 167H88V166ZM176 165V166H175ZM188 165V166H189ZM205 165V166H206ZM4 166V168H5V166L6 165H3ZM33 167V169L35 170H33L32 169V167ZM178 166V167H177ZM180 166V167H179ZM207 166H210V164H208ZM213 166V165H212ZM219 166H221V165H219ZM219 166H217V167H215L217 170H218V167ZM176 167V168H175ZM214 167V166H213ZM222 167L223 168H225L223 165H222ZM221 167V168H222ZM3 168V169H4ZM21 168V169H20ZM36 168H37V170H36ZM98 168V169H97ZM208 168H210V167H208ZM215 168H213L212 169V167L210 168V170L212 169V171L213 170H215ZM220 168V167H219ZM2 169V170H3ZM15 169H16V172H15ZM92 169H93V171H92ZM95 169V170H94ZM127 169V168H126ZM142 169V168H141ZM145 169V168H144ZM143 169V170H144ZM188 169H189V167H188ZM188 169H187V171H188ZM19 170V171H18ZM178 170H176V171H178ZM220 170V169H219ZM218 170V171H219ZM222 170V169H221ZM226 170V169H225ZM224 170V171H225ZM4 171H7V169H4ZM84 171V172H85ZM175 171V172H176ZM187 171H186V173H187ZM224 171H219V174L220 173H224ZM39 173V175L42 173L43 174V176H42V174L38 177L37 175H35L36 177H37V179H35V177L33 176V173ZM51 172V173H50ZM180 172V171H179ZM185 172V171H184ZM215 172L217 173V176H218V172L215 170ZM215 172H213L214 174H215ZM226 172V171H225ZM34 173V174H35ZM177 173V172H176ZM176 173H175V175H176ZM227 173V172H226ZM6 174H8V173H6ZM86 174H87V172H86ZM179 174V173H178ZM184 174V173H183ZM182 173H181V175H183ZM230 173H228V174H225L224 173V178L226 179L227 178V176L229 175ZM95 175V176H94ZM180 175V174H179ZM180 175V176H181ZM221 175V174H220ZM178 176V175H177ZM222 176V175H221ZM221 176H218V177H220V178H222ZM262 175H259V177L257 176V177H254V179L251 177V179H250V177H247V179L249 180H247L246 178L245 179H236V177H234L235 178V183H234V179H233V176L231 177L230 176V178H232V179H230L229 180V178H227L229 181H226L227 183H226V186H227V184H228V182H230L229 184L230 185H234V190H235V185L237 184V185H243L244 184V186L245 185H250V186H245L246 188H245V192H249V190H250V193L252 194V193H254V190H255V193L257 192V190H259L260 191V193H262V192H264V189H263V187H264V175L261 177ZM34 177V178H33ZM100 177H101V179H100ZM229 177V176H228ZM25 178V179H26ZM33 178V179H32ZM54 178V179H53ZM60 178V177H59ZM110 178V177H109ZM113 177H111V179H112ZM153 179H154V177H152ZM224 178H222V179H224ZM238 178V177H237ZM241 178H243L242 176H241ZM257 178V179H256ZM260 178V180H258ZM19 179H17V180H19ZM22 179H20L18 182H20L21 183V180ZM104 179V180H103ZM155 179H158V177L157 178H155ZM225 179H224V182H225ZM226 179V180H227ZM16 180V181H17ZM60 180H61V178H60ZM77 180V181H76ZM100 180H101V183H100ZM255 180V182H254V184H253V181ZM258 180V181H257ZM261 180H263V181H261ZM70 181V180H69ZM111 181H115L114 179L113 180H111ZM155 181V180H154ZM156 181H158V180H156ZM189 181H191V179H189ZM231 181H233V182H231ZM240 181V182H239ZM241 181H242V183L243 184H239V183H241ZM245 181H246V183H245ZM247 181L249 182L248 184H247ZM252 181V182H251ZM11 182H13V179L11 178ZM192 182V181H191ZM250 182H251V184H250ZM32 183H33V187H32ZM80 183V184H79ZM114 183V182H113ZM232 183V184H231ZM256 183V184H255ZM30 185V186H29ZM74 185H75V187H74ZM76 185H77V187H76ZM228 186V188L229 187H231L232 188V186ZM253 185H255L254 187L255 188H258V189H253L252 187H253ZM257 185H260V186H257ZM29 186V187H28ZM79 186V187H78ZM26 187V188H25ZM30 187H32V188H30ZM34 187H35V190L37 191V192H35L36 194H34V193H32L33 191H35V190H32L31 191V189H34ZM240 188L242 187V186H239ZM260 187H262V188H260ZM58 188H60V189H58ZM69 188V187H68ZM78 188V189H77ZM231 188H229L230 190H232ZM242 188H244V187H242ZM249 188V189H248ZM29 189V190H28ZM38 189V190H37ZM238 189V188H237ZM251 189H252V191H251ZM262 189V190H261ZM24 190V191H25ZM57 190H59L60 192H62L63 194H65V198L62 196L61 198H59L58 196H60V194H55V192L57 191ZM73 190V191H72ZM77 190H79V191H77ZM247 190V191H246ZM23 191V192H24ZM101 191H103V189H99V193L101 192ZM195 189L194 190H192L191 191V193L189 194V196H192V200L191 201H188V202H190V204H192L194 207H196V208H198L199 210H204V206H206V208H207V205H204V202H202V201H204L203 199H204V196L200 193V192H197L196 191V193H199V194H201L202 195V197L203 198H201V195H199V194H196L195 195ZM237 191V190H236ZM258 191V192H259ZM67 192V191H66ZM78 192H79V194H78ZM242 192V191H241ZM257 192V194H259ZM39 193V194H38ZM254 193V194H255ZM71 194H73V195H71ZM100 194H103V195H105L104 194V192H101ZM99 194V195H100ZM253 194V195H254ZM263 194V196H262V198H264V193H262ZM29 195L27 196V197H29ZM34 195V196H33ZM62 195V194H61ZM71 196V197H70ZM73 196V197H72ZM188 196V195H187ZM83 197V196H82ZM198 197H199V199H198ZM69 198H72V199H69ZM102 198H103V196H102ZM102 198H100V199H102ZM75 200V201H73L72 202V200ZM202 201H201V200ZM197 200L198 201H200L199 203L197 202ZM264 201V200H263ZM67 202H69V203H67ZM78 202V203H77ZM73 203V204H72ZM76 203V204H75ZM93 203V204H92ZM195 203H198L199 204V207H197L198 206V204L196 205ZM200 203H202L201 205H200ZM75 204V205H74ZM85 204V205H84ZM92 205V206H91ZM201 206V207H200ZM33 207V208H32ZM2 207L0 206V209H1ZM211 207H209L208 206V210L210 209ZM9 209V208H8ZM22 209H23V207H22ZM32 209V210H31ZM206 209V210H207ZM2 210H3V208H2ZM11 210V209H10ZM92 210V211H91ZM205 210V211H206ZM13 211V210H12ZM31 211V212H30ZM80 212V213H79ZM122 212V213H121ZM210 213H213V210H210L209 211ZM21 213V214H22ZM125 213V212H124ZM34 214V215H33ZM214 214V213H213ZM14 215V216H13ZM116 215V216H115ZM122 215L124 216V217H122ZM211 216H213L212 214H210ZM18 217V218H17ZM25 217V216H24ZM26 217H27V215H26ZM213 217H215V216H213ZM19 218L22 220L21 221V223H20V220H19ZM28 219V220H27ZM30 219V220H29ZM93 219H95V220H93ZM115 219H117V220H115ZM90 220V221H89ZM15 221H18V222H15ZM29 221V222H28ZM93 221V222H92ZM119 221V222H118ZM90 222H92L93 223V226H92V223L91 224H89ZM96 224H95V223ZM101 222V223H100ZM122 222V223H121ZM23 223V224H22ZM116 223V224H115ZM118 223V224H117ZM94 224H95V226H97V227H95L94 226ZM91 225V226H90ZM100 225L103 227V226H105V227H107L106 229H103L102 227H101V229H99V227H100ZM109 225V227L111 228V226H113V225H111L110 226ZM126 227H124V226ZM27 226V227H26ZM120 226V227H119ZM92 227V228H91ZM96 229H99L98 231H97V229L95 230L94 228ZM104 227V228H105ZM222 227V226H221ZM78 228V229H77ZM124 228V229H123ZM75 229V230H74ZM103 229V230H102ZM117 229V230H116ZM221 229L222 228H219V229H217L218 231V235L217 236H219V238L217 237V244H216V246L218 247V248H220V249H218V248H216V246H215V249L216 250H213V252L214 253H210L211 255H210V258L207 256V258H209L210 260H202V259H200L199 258V256H200V254H202V253H200V251H199V248L198 247H194V245L193 246H191L190 248H191V253L189 252V250H190V248L187 250V248H188V245H187V248H186V246H185V244H182V245H178V246H176V249L173 251V253L174 254H176V256L174 257L175 259H174V262L176 263H180V264H204V263H206V264H209V262H210V264H217L218 262H217V260L221 263V261L219 260V259H217V258H219L218 256V254H221V253H225L224 252V250H223V252H218L219 250L221 251V246H223V243L221 244V237L223 236L222 234V231H221ZM73 230V231H72ZM97 232H95V231ZM124 230V232H122ZM128 230V231H127ZM250 230V229H249ZM248 230V231H249ZM252 230H253V228H252ZM259 230H261L262 231V229H258V231ZM10 231V232H11ZM21 231H24V232H22L21 233ZM80 231V232H79ZM83 231V233L84 232H86V233H84L83 235L81 234V232ZM87 231L89 232V233H87ZM94 231V232H93ZM99 231H102V232H99ZM120 231H121V233H120ZM219 231L221 232V233H219ZM247 231V232H248ZM256 231V230H255ZM254 231V232H255ZM261 231H259L258 233H260ZM9 232V231H8ZM15 232V233H14ZM29 232V233H28ZM73 232V233H72ZM75 232H77V233H75ZM115 232V233H114ZM20 233H21V235H20ZM78 233H80V235L78 234ZM128 233V234H127ZM132 233V234H131ZM262 233H263V231H262ZM262 233H260V234H258L257 235V231L255 232V234H256V236H255V234H253V232H249V234H250V236H248V234L247 233H245V235H243V236H245V237H247L248 236V239L250 240H252V234L254 235L253 237H258L260 240H258V242L256 243L257 244V246H254L255 248V253H256V255H255V253H254V255H255V257L259 254V251H260V255H259V257H261V259L258 257V258H255V260H254V263H252V264H264V233H263V236H261L262 235ZM11 234V233H10ZM19 234V235H18ZM26 234H28V235H26ZM75 234V235H74ZM86 234H91L90 236L89 235H86ZM217 234V233H216ZM220 234V235H219ZM17 235V236H16ZM23 235H25V236H23ZM75 237H74V236ZM78 235L79 236H83L82 237V239H85V241L84 240H80V238H78L77 240H76V238L78 237ZM136 235V236H135ZM222 235V236H221ZM86 236H89L90 238H87ZM92 236V237H91ZM127 236V237H126ZM132 236V237H131ZM138 236V237H137ZM180 236V235H179ZM2 237H3V235H2ZM1 237V239H4V238H2ZM4 237H6L5 235H4ZM176 237V236H175ZM244 237V238H245ZM8 238V237H7ZM6 238V239H7ZM21 238V239H20ZM23 238V239H22ZM127 238V239H126ZM149 238V239H148ZM243 238V237H242ZM19 239V240H18ZM219 239H221L220 241H219ZM245 239H247V238H245ZM244 239V240H245ZM254 239V238H253ZM261 239H263V241L261 240ZM5 240V239H4ZM3 240V243H5L6 241H4ZM12 239H10L9 241H11ZM12 240V241H13ZM80 240V241H79ZM87 240V241H86ZM142 243H140L139 241ZM152 240V241H151ZM163 240V241H162ZM243 240V239H242ZM16 241V242H15ZM20 241V242H19ZM137 241V242H136ZM223 241H224V237H223ZM222 241V242H223ZM257 241V240H256ZM255 241V242H256ZM139 242V243H138ZM260 242V243H259ZM75 243V242H74ZM143 243H144V246H143ZM146 243V244H145ZM148 243V244H147ZM6 244V243H5ZM9 244H12V242L11 243H9ZM71 244V245H70ZM79 244V243H78ZM82 244V245H83ZM215 244V243H214ZM220 244H221V246H220ZM260 246H259V245ZM77 245V244H76ZM86 245V246H87ZM141 245V247H139ZM262 245V246H261ZM131 246H132V248H131ZM212 245L211 244H208L207 245V251H210L211 250V247ZM13 247V248H12ZM126 249V250H128V251H125L124 250V248ZM134 247V248H133ZM145 247V248H144ZM208 247H210V248H208ZM257 247V248H256ZM259 247V248H258ZM9 248H10V246H9ZM139 248V249H138ZM194 248H196V250L194 249ZM74 249V248H73ZM76 249H77V246H76V248L74 249L75 251H76ZM131 249H133V250H135V252H137V254L136 255H131L130 257L128 256V255H130V254H132L133 253V250H131ZM167 249V250H166ZM170 249V248H169ZM257 249V250H256ZM261 249V250H260ZM74 250H71V251H74ZM123 250V251H122ZM140 250V251H139ZM162 250H164V251H162ZM172 250V249H171ZM186 250H187V252H186ZM195 250V251H194ZM259 250V251H258ZM68 251V252H67ZM125 251V252H124ZM170 251V250H169ZM253 251V252H254ZM258 253H257V252ZM176 252V253H175ZM67 253V254H66ZM70 253H74V252H70ZM69 253V254H70ZM115 253V254H114ZM126 255H125V254ZM130 253V254H129ZM168 253V252H167ZM76 254V253H75ZM107 254H109V255H107ZM190 254V255H189ZM193 254V256H191ZM213 254H216V257H215V255L213 256ZM226 254H227V252H226ZM68 255V256H67ZM74 255V254H73ZM72 255V256H73ZM138 255V256H137ZM167 255H169V254H167ZM208 255V254H207ZM71 256V255H70ZM71 256V257H72ZM122 256V257H121ZM137 256V257H136ZM148 256V257H147ZM172 256V255H171ZM174 256V255H173ZM157 257V260H155V258ZM178 257V258H177ZM188 257V258H187ZM190 257V258H189ZM117 258H118V260H117ZM195 258H197V261L196 260H194ZM214 258H216V259H214ZM137 259H135V260H137ZM150 259V260H149ZM151 259H152V261H151ZM162 259V260H161ZM106 260H108L107 259V257H106ZM105 260V261H106ZM148 260V261H147ZM159 260V261H158ZM161 260V261H160ZM176 260V261H175ZM180 260V261H179ZM182 260V261H181ZM191 260H192V263H191ZM202 260V261H201ZM16 261V262H15ZM57 261V262H56ZM60 261H61V263H60ZM76 261V260H75ZM104 261V262H105ZM184 261H186V262H184ZM196 263H195V262ZM260 261V262H259ZM263 261V262H262ZM182 262V263H181ZM213 262V263H212ZM215 262H217V263H215ZM73 263H75V262H73ZM176 263V264H177ZM178 263V264H179ZM72 264V263H71ZM106 264V263H105ZM219 264V263H218ZM222 264V263H221Z\"/></svg>",
    "mask_w": 264,
    "mask_h": 264
}]
</instances>
